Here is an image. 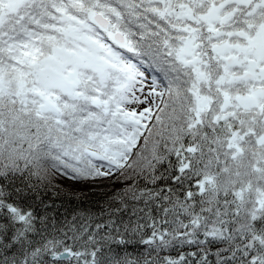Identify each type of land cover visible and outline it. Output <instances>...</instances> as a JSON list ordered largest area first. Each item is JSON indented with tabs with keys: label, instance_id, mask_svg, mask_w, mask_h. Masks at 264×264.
I'll list each match as a JSON object with an SVG mask.
<instances>
[{
	"label": "snow or ice",
	"instance_id": "1",
	"mask_svg": "<svg viewBox=\"0 0 264 264\" xmlns=\"http://www.w3.org/2000/svg\"><path fill=\"white\" fill-rule=\"evenodd\" d=\"M0 264H264V0H0Z\"/></svg>",
	"mask_w": 264,
	"mask_h": 264
}]
</instances>
